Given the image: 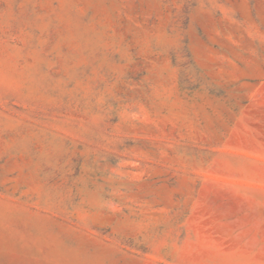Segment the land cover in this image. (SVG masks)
<instances>
[{
	"label": "rangeland",
	"instance_id": "rangeland-1",
	"mask_svg": "<svg viewBox=\"0 0 264 264\" xmlns=\"http://www.w3.org/2000/svg\"><path fill=\"white\" fill-rule=\"evenodd\" d=\"M0 264H264V0H0Z\"/></svg>",
	"mask_w": 264,
	"mask_h": 264
}]
</instances>
